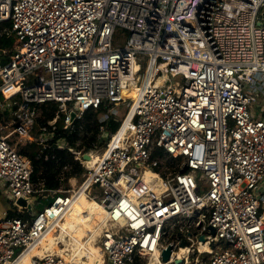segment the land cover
<instances>
[{"label": "built area", "instance_id": "obj_1", "mask_svg": "<svg viewBox=\"0 0 264 264\" xmlns=\"http://www.w3.org/2000/svg\"><path fill=\"white\" fill-rule=\"evenodd\" d=\"M0 36V264H264V0H0ZM87 110L102 149H70L83 171L55 189L33 183L18 145L69 149ZM82 193L102 216L77 241ZM47 236L60 251L37 252Z\"/></svg>", "mask_w": 264, "mask_h": 264}, {"label": "trees", "instance_id": "obj_2", "mask_svg": "<svg viewBox=\"0 0 264 264\" xmlns=\"http://www.w3.org/2000/svg\"><path fill=\"white\" fill-rule=\"evenodd\" d=\"M11 45V38L0 36V57L3 56L1 55V50L5 48L10 49ZM5 60L6 58L1 59L2 62ZM39 111L40 115L37 121L38 123L44 124L46 121L55 117L58 106L56 103H45L39 107ZM98 112L87 110L81 119L74 120L73 125L63 135L69 142V149L55 148L52 144L44 150L35 144L18 145L19 153L27 157L31 162V179L33 183L36 184L39 180H42L44 187L55 189L62 183L65 184L69 177H79L83 168L78 161L74 160L70 149L77 148L83 152L97 148L102 149L105 142L99 136L98 132L99 124H101L98 121ZM61 120L62 117L59 118L57 124H61ZM103 124L106 125L108 130L114 131L119 122L115 121L113 117H110ZM77 141L79 142L78 144H76ZM169 165L173 166L170 161ZM63 166L67 167V171L62 172ZM152 173L154 174V172ZM10 215L14 214L11 212ZM21 216L26 217L27 215ZM133 264H144V262L143 260L137 259Z\"/></svg>", "mask_w": 264, "mask_h": 264}, {"label": "bare ground", "instance_id": "obj_3", "mask_svg": "<svg viewBox=\"0 0 264 264\" xmlns=\"http://www.w3.org/2000/svg\"><path fill=\"white\" fill-rule=\"evenodd\" d=\"M118 28L119 29H122L121 27H116L114 29L113 38H112V46H114V47H121L122 46V45L114 42V35H115L116 30ZM159 79H161V77ZM140 87H141V83L138 80L136 82V85L131 86V87H127V88L123 89V91H122V98L124 100H127L129 98H135L136 94L140 90ZM130 95H131V97H130ZM88 155L91 156L90 159H94L95 158V155L92 152H90V151L88 152ZM149 175H152L154 178L156 177L153 173H151V171L147 170L145 177L148 179V176ZM74 208L75 209H79V210H84L85 212H87L86 214H84L83 216H81V217H83L81 219V222L78 223V225H76V227L73 230V234L75 236V239L77 241H80L81 238H82V235L84 234V232L87 229H93L94 224L97 221L95 218H97L99 220L101 218V216H102V211L99 208V206H97L95 204V202L88 200L87 196L84 193H82L79 196V202L75 204ZM70 214L72 216H74V211L71 212ZM82 221H84V222H82ZM45 248H49V252L60 251V249L52 242L50 236H47L46 239L41 242V245L39 246L37 252L43 251V249H45ZM66 250H67V248L64 249V251H66ZM34 252H36V251L34 250ZM68 261H70V264H91L88 261H84V262H80V260L79 261H76V260H68Z\"/></svg>", "mask_w": 264, "mask_h": 264}, {"label": "rangeland", "instance_id": "obj_4", "mask_svg": "<svg viewBox=\"0 0 264 264\" xmlns=\"http://www.w3.org/2000/svg\"><path fill=\"white\" fill-rule=\"evenodd\" d=\"M124 37H125V31L124 30H122V29H117L116 30V33H115V35H114V42L115 43H118V44H120V45H123V42H124ZM143 71V69L141 70V72ZM128 95V94H127ZM120 109L122 110V111H124V109H125V106H120ZM26 145H30V144H26ZM99 150L100 149H94V153H99ZM6 194H4V192L3 193H1L0 194V219L2 218V216H4V214H5V212L7 211V210H9V207H10V205H11V202L8 200V199H6ZM47 197V196H46ZM48 200H45V199H41L40 200V202L38 203V207H42V206H44L45 204H46V202H47ZM34 209H37V204L35 203V205H34ZM8 212H6V214H7Z\"/></svg>", "mask_w": 264, "mask_h": 264}, {"label": "water", "instance_id": "obj_5", "mask_svg": "<svg viewBox=\"0 0 264 264\" xmlns=\"http://www.w3.org/2000/svg\"><path fill=\"white\" fill-rule=\"evenodd\" d=\"M71 116H74V113H72ZM83 158L84 159H88L89 158V155L88 154H84L83 155ZM186 169H187V166L185 165V166H183L181 172H184ZM14 203L19 208H26L27 211H28V213L31 212V209H32L31 208V203H30V201H29L28 198L20 197ZM209 231L213 235L215 229L212 228V227H210L209 228ZM203 239H204V237L203 236H200V240H203ZM180 246L181 247L184 246V241L183 240L180 242ZM171 250H172V246L171 245H168L165 249L162 250V252H161V259H162V261H164V262L168 261V259L170 257ZM180 262H181L180 260H176L175 261L176 264H179Z\"/></svg>", "mask_w": 264, "mask_h": 264}]
</instances>
